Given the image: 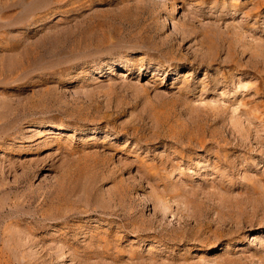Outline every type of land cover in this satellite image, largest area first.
<instances>
[{
	"label": "rangeland",
	"instance_id": "1",
	"mask_svg": "<svg viewBox=\"0 0 264 264\" xmlns=\"http://www.w3.org/2000/svg\"><path fill=\"white\" fill-rule=\"evenodd\" d=\"M0 264H264V0H0Z\"/></svg>",
	"mask_w": 264,
	"mask_h": 264
},
{
	"label": "bare ground",
	"instance_id": "2",
	"mask_svg": "<svg viewBox=\"0 0 264 264\" xmlns=\"http://www.w3.org/2000/svg\"><path fill=\"white\" fill-rule=\"evenodd\" d=\"M166 24V23H165ZM91 77V76H90ZM88 78V77H87ZM92 78V77H91ZM90 80V79H89ZM75 82V81H74ZM93 136V135H92ZM86 138V137H85ZM54 143V142H53ZM39 150V149H38ZM36 154V153H35ZM201 171V170H200ZM199 173H201V172H199ZM201 176V175H200Z\"/></svg>",
	"mask_w": 264,
	"mask_h": 264
}]
</instances>
